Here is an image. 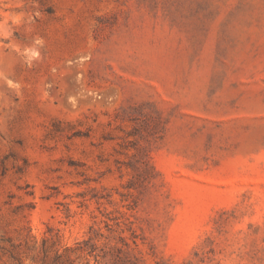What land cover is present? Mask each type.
<instances>
[{"label":"rangeland","instance_id":"374dc122","mask_svg":"<svg viewBox=\"0 0 264 264\" xmlns=\"http://www.w3.org/2000/svg\"><path fill=\"white\" fill-rule=\"evenodd\" d=\"M0 264H264V0H0Z\"/></svg>","mask_w":264,"mask_h":264}]
</instances>
